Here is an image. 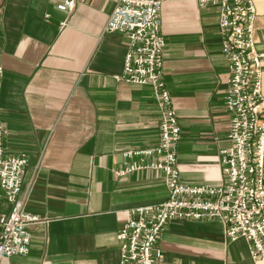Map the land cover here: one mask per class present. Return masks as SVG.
Returning <instances> with one entry per match:
<instances>
[{
    "label": "crops",
    "instance_id": "crops-1",
    "mask_svg": "<svg viewBox=\"0 0 264 264\" xmlns=\"http://www.w3.org/2000/svg\"><path fill=\"white\" fill-rule=\"evenodd\" d=\"M253 1L254 39L264 51V0ZM62 2L0 0L4 150L27 157L19 196L42 219L28 227V253L0 264H119L116 232L128 210L168 196L160 170L115 174L140 162L125 151L157 144L161 117L151 85L116 78L128 39L105 24L117 0H76L72 12L59 9ZM160 16L163 79L182 129L180 179L218 184L219 153L230 144L219 6L164 0ZM11 208L0 197V214ZM157 245L158 264H264L250 256L246 239L231 241L219 220L173 219Z\"/></svg>",
    "mask_w": 264,
    "mask_h": 264
},
{
    "label": "built area",
    "instance_id": "built-area-1",
    "mask_svg": "<svg viewBox=\"0 0 264 264\" xmlns=\"http://www.w3.org/2000/svg\"><path fill=\"white\" fill-rule=\"evenodd\" d=\"M163 1L117 0L105 24L106 31H119L128 39L123 68L116 78L151 85L161 116L157 144L125 151L127 157L139 156L140 162H128L115 174L122 176L141 168L160 170L168 191L161 202L128 210L116 232L119 264H158L161 249L157 241L173 219L219 220L231 241L246 239L250 256L264 259V51L256 47L254 39V1L200 0L219 6L222 52L230 72L224 96L230 115V144L220 150L222 180L215 185H192L180 179L177 152L182 129L163 79ZM75 4L76 0H64L57 7L72 12ZM7 134L0 119V197L12 203L8 213L0 214V261L28 253V227L42 221L38 214L24 208L25 198L19 196L29 161L24 155L5 154Z\"/></svg>",
    "mask_w": 264,
    "mask_h": 264
}]
</instances>
